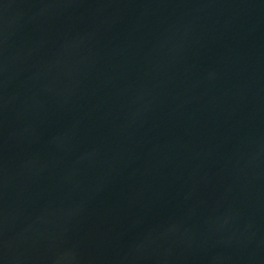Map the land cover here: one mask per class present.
<instances>
[{
	"label": "water",
	"instance_id": "water-1",
	"mask_svg": "<svg viewBox=\"0 0 264 264\" xmlns=\"http://www.w3.org/2000/svg\"><path fill=\"white\" fill-rule=\"evenodd\" d=\"M0 264H264V0H0Z\"/></svg>",
	"mask_w": 264,
	"mask_h": 264
}]
</instances>
